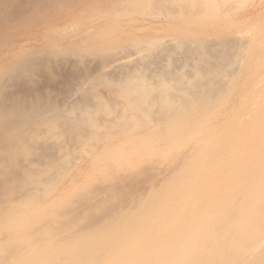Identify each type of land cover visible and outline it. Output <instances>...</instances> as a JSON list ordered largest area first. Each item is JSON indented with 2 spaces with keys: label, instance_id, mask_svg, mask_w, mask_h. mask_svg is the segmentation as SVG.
<instances>
[{
  "label": "bare ground",
  "instance_id": "6f19581e",
  "mask_svg": "<svg viewBox=\"0 0 264 264\" xmlns=\"http://www.w3.org/2000/svg\"><path fill=\"white\" fill-rule=\"evenodd\" d=\"M250 1L0 0V264H264Z\"/></svg>",
  "mask_w": 264,
  "mask_h": 264
},
{
  "label": "rangeland",
  "instance_id": "374dc122",
  "mask_svg": "<svg viewBox=\"0 0 264 264\" xmlns=\"http://www.w3.org/2000/svg\"><path fill=\"white\" fill-rule=\"evenodd\" d=\"M251 13H256V14H254V16H252L253 17V19L251 18L250 19V17H249V15L251 14ZM229 14H232V16H237V15H239L238 17L240 18L241 16L240 15H244V16H246L247 18L245 19V21H243V23L245 24V25H243L242 26V28L244 29V27H245V29H244V31H248L249 33H251V31H253L255 28H256V26L262 21V20H264V5H262L261 7H259V0H251L250 2H247V3H245L244 5H240L239 7H237V9H235V11H233L232 13L231 12H229ZM236 14V15H235ZM260 15V16H257V15ZM138 16V17H137ZM225 16V15H224ZM238 17H237V19H238ZM236 18V17H235ZM143 20H145L146 21V23H148V22H151V23H153L154 25L155 24H157V22L155 21V19L153 20V18H151V17H147V18H144L143 16H140V15H137V14H135L133 17H132V19L130 20V21H132V23H133V25H137V24H139L141 21H143ZM250 20V21H249ZM138 21V22H137ZM148 21V22H147ZM250 22V23H249ZM254 23H255V25H254ZM247 25H249V27L247 26ZM164 30V29H163ZM154 35V36H160V37H168V34H166V33H164L163 34V32H162V29H160V30H147L146 32H144V33H142L141 35ZM168 40V39H167ZM132 58H133V60L135 59L134 57H131V58H129V60H131V62H132ZM66 70H64V73H63V71L61 70V71H58L57 73V76L55 75V79H56V82L58 83L59 82V80H60V78H61V80H62V82H66L65 80H67V78H68V76H69V74H71V72H69V70H67L66 72H65ZM68 72V73H67ZM62 74V75H61ZM65 75V76H64ZM67 75V76H66ZM60 76V77H59ZM60 80V81H61ZM54 82V81H53ZM56 82H54V83H52V85H51V87H53V86H55L56 85ZM60 83V84H59ZM57 85H56V88L58 89V90H60L61 92H59L55 87H53V88H55V89H51V96H52V98H53V96H55L54 98H55V100H60L61 102H63V99H65L64 100V102L66 101V102H68V99L65 97H61V95H63V90H64V85L63 84H61V82H59ZM54 84V85H53ZM62 85V86H61ZM59 86V87H58ZM63 87V90L61 89ZM57 90V91H56ZM98 90H99V92L101 93V94H103V95H105V96H107V91L105 90V89H103V88H98ZM58 92V93H57ZM57 93V94H56ZM56 94V95H55ZM65 96V95H64ZM60 98H62V100L60 99ZM69 98V97H68Z\"/></svg>",
  "mask_w": 264,
  "mask_h": 264
}]
</instances>
